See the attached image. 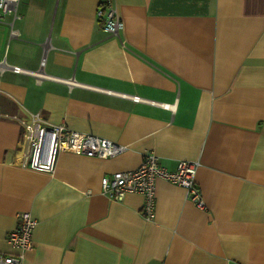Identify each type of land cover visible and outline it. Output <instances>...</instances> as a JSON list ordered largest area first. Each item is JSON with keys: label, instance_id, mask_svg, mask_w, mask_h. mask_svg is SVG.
<instances>
[{"label": "crops", "instance_id": "1", "mask_svg": "<svg viewBox=\"0 0 264 264\" xmlns=\"http://www.w3.org/2000/svg\"><path fill=\"white\" fill-rule=\"evenodd\" d=\"M102 1L18 0L0 19V252H19L6 236L28 212L20 264H264V0H110L118 36ZM28 114L124 148L29 169ZM146 151L197 160L204 207L162 178L152 220L139 193L108 199L100 178Z\"/></svg>", "mask_w": 264, "mask_h": 264}, {"label": "built area", "instance_id": "2", "mask_svg": "<svg viewBox=\"0 0 264 264\" xmlns=\"http://www.w3.org/2000/svg\"><path fill=\"white\" fill-rule=\"evenodd\" d=\"M17 2L18 0H0V19L11 13L13 21L17 17ZM96 17L102 20L103 30L110 36H118L124 26L121 16L110 0L98 4ZM11 32L18 34L13 29ZM40 63L43 65L44 58ZM13 69L20 70L16 66ZM131 98L140 100L136 95ZM2 116L0 108V118ZM22 143L27 145L23 165L45 173L52 172L59 151L107 158L115 156L124 148L123 145L105 137L73 130L65 123H50L39 114H28L22 118ZM198 164L197 160L180 159L175 170L170 171L159 163L158 156L153 151H146L135 168L117 170L109 176H102L101 191L110 200H121L128 192L139 193L142 196L139 213L145 219L152 220L156 211L155 181L162 178L183 187L188 199L201 208L204 204L194 178ZM17 219V225L8 232L6 239L13 247L18 248L19 252H0V264H20L22 254L32 247L31 235L35 219L28 212L18 213Z\"/></svg>", "mask_w": 264, "mask_h": 264}]
</instances>
